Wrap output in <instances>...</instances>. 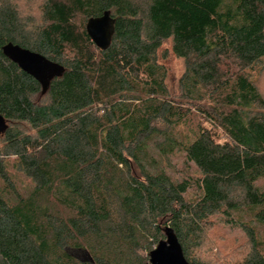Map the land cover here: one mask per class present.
<instances>
[{"label":"trees","instance_id":"obj_1","mask_svg":"<svg viewBox=\"0 0 264 264\" xmlns=\"http://www.w3.org/2000/svg\"><path fill=\"white\" fill-rule=\"evenodd\" d=\"M105 10L101 50L85 24ZM9 42L63 73L42 92ZM0 115V264H143L166 227L190 264H264V0H0Z\"/></svg>","mask_w":264,"mask_h":264},{"label":"water","instance_id":"obj_2","mask_svg":"<svg viewBox=\"0 0 264 264\" xmlns=\"http://www.w3.org/2000/svg\"><path fill=\"white\" fill-rule=\"evenodd\" d=\"M85 29L95 46L101 50L108 48L114 32V19L105 10L101 15L87 19ZM3 54L15 64L35 78L45 92L51 79L60 76L64 68L54 63L42 54L30 51L11 42L2 46ZM6 128V123L0 115V133ZM165 238L159 240L148 253L149 259L144 264H190L184 257L181 245L173 229H164Z\"/></svg>","mask_w":264,"mask_h":264},{"label":"rangeland","instance_id":"obj_3","mask_svg":"<svg viewBox=\"0 0 264 264\" xmlns=\"http://www.w3.org/2000/svg\"><path fill=\"white\" fill-rule=\"evenodd\" d=\"M159 53L163 54L165 53V57L161 58V62L166 66L168 74H167V79L166 81L168 82V85L172 91H177V82L178 78L183 70V64L179 59H176L172 56L170 52V45L169 43L164 44L159 49ZM151 154L155 157L156 161L158 162L159 167L163 168L164 171L173 179L181 180V179H194L197 175L198 172L196 171L195 167L191 164L186 162L184 158V154L182 152L176 151L173 154H169L167 156L161 157L156 151L151 148ZM9 166L12 168V163L9 162ZM15 183L17 184L18 191L22 194L25 195L27 193V186L28 181L24 179L23 177H17L15 179ZM257 187L264 191V176H261L255 183ZM198 195V190L196 186L191 182L190 188L186 192V197L189 199H193ZM52 202V201H51ZM244 211V210H243ZM234 217L240 216V219L242 221H246L250 219V215L248 212H234L233 213ZM219 226H221L218 222H216ZM235 230L229 231V235L233 236V239L238 241L240 238L239 233ZM236 235V236H234ZM238 235V236H237ZM263 237H264V231H263ZM232 239V240H233ZM232 240H227L229 243H231ZM230 245V244H228ZM156 246L154 244L149 250L145 252V255L147 257L146 261L144 263L148 262L149 259V251L153 249ZM143 263V264H144Z\"/></svg>","mask_w":264,"mask_h":264}]
</instances>
